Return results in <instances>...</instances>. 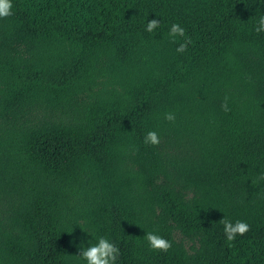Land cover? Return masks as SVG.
I'll return each mask as SVG.
<instances>
[{"label":"trees","instance_id":"obj_1","mask_svg":"<svg viewBox=\"0 0 264 264\" xmlns=\"http://www.w3.org/2000/svg\"><path fill=\"white\" fill-rule=\"evenodd\" d=\"M12 4L0 264H86L80 247L99 237L119 247L116 264H264V0ZM223 218L250 231L228 242Z\"/></svg>","mask_w":264,"mask_h":264},{"label":"clouds","instance_id":"obj_2","mask_svg":"<svg viewBox=\"0 0 264 264\" xmlns=\"http://www.w3.org/2000/svg\"><path fill=\"white\" fill-rule=\"evenodd\" d=\"M12 9V0H0V19H6L13 15ZM159 25L160 20L152 19L148 21L146 31L153 32L159 27ZM254 30L257 34L264 32V16L259 18L258 24ZM169 36L173 38V41H175L177 36H185V29L179 24L174 23L169 30ZM190 43V39L181 43L176 49L177 52L183 53L187 51L188 44ZM222 108L225 111L229 110L227 103H224ZM165 119L168 121H175V115L173 113H166ZM144 144L158 146L160 144V137L158 133L155 131H149L144 137ZM220 222L224 226V234L228 242H234L238 235L243 237L250 231V225L244 221L238 220L233 223L230 220L223 218ZM145 239L147 240L150 248L155 251L167 252L172 247L169 240L153 232L146 233ZM78 255L86 261V264H116L121 252L119 247L110 242L106 237H99L95 244H89L87 247L81 245Z\"/></svg>","mask_w":264,"mask_h":264},{"label":"rangeland","instance_id":"obj_3","mask_svg":"<svg viewBox=\"0 0 264 264\" xmlns=\"http://www.w3.org/2000/svg\"><path fill=\"white\" fill-rule=\"evenodd\" d=\"M175 237L177 238V237H178V235H177V234H175ZM187 243H188V241H186V240H185V244H187Z\"/></svg>","mask_w":264,"mask_h":264}]
</instances>
